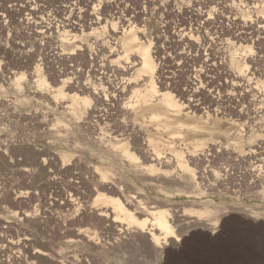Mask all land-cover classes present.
Masks as SVG:
<instances>
[{
  "label": "rangeland",
  "instance_id": "1",
  "mask_svg": "<svg viewBox=\"0 0 264 264\" xmlns=\"http://www.w3.org/2000/svg\"><path fill=\"white\" fill-rule=\"evenodd\" d=\"M249 1L0 0V264H52L31 257L33 250L59 253L57 264L155 263V256L142 244L122 247L114 254L107 243L96 247L66 235L67 228L78 225H67L70 211L49 208L48 201H59L62 189L67 190L68 175L54 171V180L49 179L46 170L31 160L34 155L66 154L59 161V165L69 163L66 168L81 155L100 168L121 172L147 195L168 199L177 207L183 202H206L263 210L264 156L263 162L257 161L258 178L252 175L256 172L252 166L258 146L264 145V40L259 39L264 32L249 27L255 28L257 16L264 14L259 4ZM33 6L37 13L32 17L25 7ZM202 13L211 19L201 20ZM89 22L94 25L91 29ZM129 23L133 26L129 37L117 38L120 34L112 29L120 31ZM143 45L150 47L153 81L173 95L178 109L151 101L149 95L147 105L141 104L146 77L137 73L136 61ZM110 48H117L112 56ZM125 65L131 66L126 74L120 71L128 69ZM95 67L98 71L93 74ZM235 71H241L238 78ZM77 83L95 86L107 97L112 86H124V94L115 98H129L133 107L129 117L116 112L114 118H126L125 123L129 119L137 135L151 137V146L161 155L182 154L194 174L195 191L178 189V183L146 181L132 170L108 164L105 154L88 139L93 131L89 108L95 101L92 94L77 92L88 99L83 105L70 89ZM177 88H196L201 97L197 108L187 106L188 96L181 97ZM63 104L70 108L59 107ZM101 107L103 114L106 109ZM153 114L154 119L149 118ZM62 125L67 141L59 130ZM154 168L151 176L170 179L162 174L168 167L155 164ZM94 199L91 196L89 201ZM237 215L219 222L218 237L206 229L181 227L182 232L195 233L169 247L160 264H264L263 214L257 222ZM79 227L89 228L91 235L100 233V228L89 224ZM9 239L18 240V246H7ZM220 245L227 246L226 253H220Z\"/></svg>",
  "mask_w": 264,
  "mask_h": 264
},
{
  "label": "bare ground",
  "instance_id": "2",
  "mask_svg": "<svg viewBox=\"0 0 264 264\" xmlns=\"http://www.w3.org/2000/svg\"><path fill=\"white\" fill-rule=\"evenodd\" d=\"M76 2L78 3V1ZM249 3H255V5L259 4V7H261L264 14V0H250ZM72 4H74V6L77 5L75 2ZM25 8L29 11V13H31L32 17L37 13V8L34 6L31 8ZM66 8V5H62V10L66 11ZM210 19L211 17L209 15L202 13L201 20L209 21ZM257 19L259 22H261V24L258 22V25L256 24L255 28V25H250L249 28L261 34L264 32V15H262L260 18L257 16ZM66 20H70V18H67ZM95 22L99 23V21H94L93 23ZM93 26H91V23L87 25V27L90 29L93 28ZM103 27H105V24ZM132 30L133 26H131V24L127 25L120 31L117 29H112L114 34H120L117 38L129 37V35L132 33ZM195 31H200L199 25L195 27ZM183 35L185 36V34ZM186 37L189 39V35ZM130 39H132V37ZM133 39H135V36ZM259 39L264 40V35H260ZM257 40L258 39H255V41ZM130 45L131 41H127L126 47L129 48ZM149 48L150 47L148 46H145L144 48L139 47L138 52L140 55L138 54L139 56L136 61L138 65L136 70L137 73H143L144 77L147 78L144 79L145 91L140 92L144 97L142 101L143 103L141 104H146L148 99L145 98V96L149 95L153 98L151 101H157L163 105L178 109L179 104L175 101L173 95L168 90L163 91L161 88H159L160 86L156 85L152 79L151 74H153L154 65L151 61ZM198 48L199 46L196 45L195 49L198 50ZM116 50L117 48H110V50H108L109 56H112L113 52ZM94 55H97V52L94 51ZM261 56V58H263V55ZM254 57L251 56V59ZM94 65L97 66L99 64L96 62ZM130 67L131 66L128 65L127 70L120 69V71L126 74ZM96 71H98V68L95 67V69H92L93 74L96 73ZM194 72L196 73L197 71L194 69ZM238 72H234V74H236V78L239 77ZM120 78L122 79L123 77ZM87 85V83H77L76 85L70 86V89H74L76 91L73 93L74 96L76 98H80L81 103L85 106L88 102V99L84 95H76L77 92L83 94H92L95 105H91L89 108V113L91 114L90 116H92L93 120V131L91 132L93 134L90 133L88 139L93 146L97 147L100 152L105 154V158L109 162L108 164L117 165L122 170H132L138 174V177H141L146 181H153L155 183L157 182L159 184L166 185L178 183L176 185H181V188L178 187V189H184L186 192L195 191V189H193L195 188L194 174L188 170L186 164L184 163V156L182 154H170L171 156L161 155L155 150L153 145L151 146V137L137 135L136 131L134 130L135 126L133 123L128 122L129 119H127V122L125 123L124 119L126 118H114V114L116 112L127 114L129 117L131 108L133 107V103L129 102V98L127 100L125 97L120 99L115 98V95L121 96L124 94V91H122L124 86H112L111 88H114L113 90L111 89L113 93L110 97H107L106 94H102L97 88H95V86L89 87V85ZM164 87L166 86L162 85V88ZM176 90L177 94H179L181 97H185V95L188 96V98L185 100V104L187 106L197 108L194 105L200 103L201 97H199L198 93H195L196 88L194 90L177 88ZM209 97L211 99L212 95H209ZM254 103L256 104L257 102L253 101V104ZM257 104L260 105L259 103ZM262 104L263 103H261V105ZM101 106H105L103 108L106 109V112H102L103 114H100V109H102ZM59 107H62L63 109H69L70 104H63V106L59 105ZM154 117L155 115L153 114L149 118L154 119ZM48 129L52 131L55 130L53 127H49ZM59 130L63 132V140L67 141L66 127L62 125L61 129ZM88 132H90V129ZM129 143L131 145L130 147L128 146ZM257 149L259 150L256 152L257 156L255 158V165L252 166L256 171V174L252 173V175H256V178H258L257 175H259L261 172V165L257 163V161L260 162L262 160L263 162L264 145H259ZM33 157L34 159L31 160H35V164L42 166V169L46 170V175L49 179L54 180V171L56 173L63 172L64 174L66 173L68 175V179L64 183V185L67 187V190L64 188L62 189L59 194V201L55 199L48 201L49 208H58L60 210L70 211V216L66 221L67 225H78V228L76 227L73 230L67 228L66 235L72 236L74 239L85 240L96 247H102L104 243H107L109 245L108 247H111L113 253L120 251V248L125 246L132 247L134 245L142 244V246H145V249H143L144 251L155 256L154 264H160L163 261L165 253L169 251V247L177 246L180 240L186 239L191 234L195 233V231L182 232L179 230L181 227L186 226L188 228L194 229L199 228L198 230L206 229L210 235L214 234L215 237H218L219 232H221L218 231L221 227L219 224L220 221L223 222L229 217L233 218L236 214H240L245 220L257 222V219L261 218L259 217L260 214H263L264 216V208L263 210H259L254 209L255 207H248L244 205L221 206L206 202H183L182 206L180 205L177 207L168 199L158 200L147 195L137 187L135 182L127 179L121 172L115 171L111 168H100L94 162L81 155L72 158V162L70 164L71 166L68 168H66V165H69V163L66 165H59L61 158H63V160L66 159V154L58 156L57 154L53 153L48 157H40V155H34ZM31 162L33 163V161ZM97 162L99 164L103 163L100 159H98ZM155 164H163L168 167V169H165V171L162 173L164 176L170 177L168 181H166L164 178L159 179V177L156 178L151 176L154 173L153 171L155 170ZM78 166L81 168L77 169L76 167ZM73 194H75L76 197H73ZM91 196H95L93 201H89ZM183 205H188L189 208ZM157 207L164 208L152 214L151 211ZM191 210H194V212L191 213ZM72 213L73 215L71 216ZM23 214L27 215L28 213ZM208 215L213 216L208 218L205 217ZM148 216H151V219H149ZM232 223H237V220ZM88 224L93 227L100 228V233H98V236L91 235L92 232L89 231V228L87 227H79L80 225ZM174 229L176 234L174 233ZM188 232L189 235L187 234ZM105 233L108 234L106 237L103 236ZM186 234L188 236H186ZM104 238H107L108 241L104 242ZM18 244V240L9 239L7 246H18ZM223 247L227 246L220 245L218 247L220 249V253H226ZM56 254L59 256V253L54 251H30L31 257H40L52 262V264H57Z\"/></svg>",
  "mask_w": 264,
  "mask_h": 264
}]
</instances>
